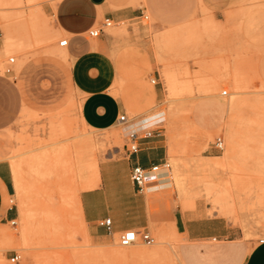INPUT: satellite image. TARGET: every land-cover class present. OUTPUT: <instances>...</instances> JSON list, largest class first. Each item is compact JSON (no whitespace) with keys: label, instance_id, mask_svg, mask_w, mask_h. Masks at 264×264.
<instances>
[{"label":"rangeland","instance_id":"obj_1","mask_svg":"<svg viewBox=\"0 0 264 264\" xmlns=\"http://www.w3.org/2000/svg\"><path fill=\"white\" fill-rule=\"evenodd\" d=\"M57 1L0 0V161L11 170L15 195L5 199L17 215L15 224L0 216V264H245L264 238V0H183L159 29L149 10L144 28L121 22L129 38L115 90L128 123L106 130L82 121L72 58L61 52L68 50L60 44L68 37L44 8ZM9 34L22 46L7 51ZM158 113L161 120L147 130L162 132L170 169L183 172L191 200L183 204L177 183L145 189L153 244L141 240L130 249L120 244L121 232L92 236L79 209L82 179L91 172L80 161L121 160L130 146L127 125ZM232 128L240 150L226 161ZM137 131L143 136L146 130ZM218 136L223 150L214 147ZM226 183L233 184L234 199L221 196ZM169 207L176 222L185 210L219 215L232 235L188 239L174 232ZM158 248L164 253H155ZM131 250L142 253L124 259L121 254Z\"/></svg>","mask_w":264,"mask_h":264},{"label":"crops","instance_id":"obj_2","mask_svg":"<svg viewBox=\"0 0 264 264\" xmlns=\"http://www.w3.org/2000/svg\"><path fill=\"white\" fill-rule=\"evenodd\" d=\"M212 5H220L221 0H210ZM184 7L183 0H58L55 6L45 5V12L51 14L55 25L68 38V52L72 58L71 76L78 92L83 96L81 116L89 127L106 130L120 123V117L127 115L123 100L116 94V80L123 77L119 64L124 62V49L128 45V35L122 32L121 22L138 23L142 12L149 10L159 29L163 20L171 14V8ZM146 13V12H145ZM182 14V13H179ZM185 16V15H184ZM106 18L112 19L117 26L114 32L91 36L90 30L102 25ZM149 26L146 27V29ZM130 32L134 27L129 28ZM161 117L156 116L154 123L135 122L127 125L126 133L147 130L157 124ZM144 120V119H143ZM141 120V121H143ZM128 123V121L126 122ZM130 125H133L130 127ZM129 126V127H128ZM162 132L152 131L150 136L139 137L140 149L131 153L129 146L121 160L108 159L100 163L98 185L83 189L80 193L82 212L92 236H114L128 229H147L148 199L132 179L135 165L150 168L167 159V148ZM100 185V186H99ZM151 184L149 183V186ZM148 186V188H149ZM124 189V196L118 190ZM149 190V189H148ZM157 190V189H155ZM153 191V190H149ZM15 195V184L7 161H0V216L2 219L16 220L14 205H8L6 196ZM112 219V232L100 221ZM180 225L183 229H180ZM177 227L191 240L220 239L230 237L231 226L219 216H209L203 210L182 211L177 218ZM264 239V238H262ZM255 242L245 264H264V241ZM184 258V256H183Z\"/></svg>","mask_w":264,"mask_h":264},{"label":"bare ground","instance_id":"obj_3","mask_svg":"<svg viewBox=\"0 0 264 264\" xmlns=\"http://www.w3.org/2000/svg\"><path fill=\"white\" fill-rule=\"evenodd\" d=\"M2 17L9 21V16L7 14H3ZM173 33V32H172ZM171 34V33H170ZM166 35V34H165ZM62 41V40H61ZM22 46V43L21 42H18L14 39L13 35L12 34H9L7 35L6 37V40H5V49L7 51H13L15 48H19ZM66 47H64L63 49H61V52H63L65 55H68L69 56V53L67 51V48L65 49ZM1 67V66H0ZM6 67V66H5ZM1 72V71H0ZM172 80H174L173 76H171ZM169 81V80H168ZM171 81V80H170ZM169 81V82H170ZM175 83L174 81H171V83ZM172 83V85H173ZM174 87V86H173ZM171 87V88H173ZM156 116H159V117H162V114L161 113H158V114H155V115H150L148 118H144L137 121V122H146V125H149V124H152L154 123V120L156 118ZM82 117V116H81ZM161 119V118H160ZM82 121L83 123L87 125V123H85L83 117H82ZM133 126V125H130V127ZM89 127V126H88ZM129 127V126H128ZM92 128V127H90ZM137 128L133 129V130H136ZM112 133V132H111ZM117 134V133H116ZM108 137V135H107ZM239 149V146H238V142H237V137H236V133H235V130L232 128L231 129V132H230V143H229V146L227 148V151H226V154H225V159L226 161H229L230 159H232L233 157L236 156L237 152H238ZM233 160V159H232ZM82 162L84 165H86L88 167V169L90 170V174L85 177L84 179H82V183H83V188L86 189V188H91V187H94L95 185H98L99 183V180L101 179L100 178V166H99V161H97L95 158L90 160V161H80ZM203 164H199L197 165V167H202ZM227 165V164H226ZM148 180L150 181V186H149V190H155V189H159V188H165V187H169L171 186V184L173 185V183H177V187L180 191V196H181V200L183 202V204L185 205H188L187 203L191 200V192H189V189L187 187V184H186V181H185V178L183 177V172L181 170H179L177 167H175L174 169H163L161 170L160 172L158 173H150L148 175ZM239 179V178H238ZM175 180V181H174ZM234 181H236V179H234ZM232 182V181H231ZM233 183V182H232ZM228 184L226 183L221 191V196L224 197V199H234L233 197V190L232 188L233 187V184ZM237 183V182H236ZM240 183V182H239ZM100 186V185H99ZM82 188V187H81ZM250 188V187H249ZM215 189V188H214ZM217 189V188H216ZM239 190H241V188H239ZM256 190V189H255ZM211 191V190H210ZM198 193V192H197ZM240 195V194H239ZM64 197V196H63ZM240 197V196H239ZM245 197V195H244ZM193 199V198H192ZM195 200V199H194ZM232 201V200H231ZM246 201V200H245ZM248 202V201H247ZM245 203V202H244ZM193 204V202H192ZM247 204V203H246ZM249 204V203H248ZM25 208V207H24ZM79 209H80V212L82 214V219H83V222L86 223V220L84 218V215L82 212V206H81V200L79 201ZM165 209V208H164ZM223 210L225 211V209L223 208ZM234 210V209H233ZM231 211V210H230ZM165 212V211H164ZM163 212V214H164ZM235 212V211H234ZM262 212V211H260ZM243 213V212H242ZM258 213V212H257ZM165 214H168V221L171 223L170 225L172 226L174 232H178V228H177V222H176V219L173 217V215H171V208L169 207ZM25 215V214H24ZM158 215V214H156ZM27 216V215H26ZM159 216V215H158ZM213 216V215H212ZM219 216V215H218ZM222 216V215H220ZM49 217H50V222H51V225L54 227V229L56 230H59L60 229V221L59 219H57V216L55 215V212L54 211H51L49 212ZM60 217V216H59ZM61 218V217H60ZM158 220L160 217H156ZM155 218V219H156ZM30 219V218H29ZM152 219H154V217H152ZM232 219V218H231ZM62 220V219H61ZM162 220V219H161ZM165 221V220H164ZM25 222V221H24ZM163 222V221H162ZM62 223V222H61ZM257 224V223H256ZM23 225V224H22ZM25 225V224H24ZM162 225V224H161ZM160 225V226H161ZM166 225V224H165ZM51 226V227H52ZM164 225H162L163 227ZM26 227H29L26 226ZM160 227V228H162ZM168 227V226H166ZM165 228V227H163ZM169 228V227H168ZM171 228V229H172ZM31 229V228H30ZM53 229V228H52ZM51 229V230H52ZM155 229V228H154ZM158 230V228H157ZM31 231V230H30ZM162 231H164L162 229ZM166 231V230H165ZM53 232V231H52ZM172 233V232H171ZM170 233V234H171ZM23 234H26V232H23ZM164 234V233H163ZM133 245V244H132ZM131 246V245H130ZM129 246V248H130ZM116 247V246H115ZM128 247V246H126ZM113 248V247H112ZM153 248V247H152ZM109 249V248H108ZM131 249V248H130ZM149 249V248H148ZM123 250V249H122ZM141 250V249H140ZM132 251L130 253H127V252H123L121 255L124 259H128L130 254L131 255H137V254H141L142 252L141 251ZM114 251V250H113ZM155 253H164V250L162 248H158ZM28 254V253H27ZM112 254V252L110 253V255ZM29 255L31 256V258L33 257V255L29 252ZM28 255V256H29ZM119 255V254H118Z\"/></svg>","mask_w":264,"mask_h":264},{"label":"built area","instance_id":"obj_4","mask_svg":"<svg viewBox=\"0 0 264 264\" xmlns=\"http://www.w3.org/2000/svg\"><path fill=\"white\" fill-rule=\"evenodd\" d=\"M142 16L145 18H148L149 16L145 13L142 12ZM114 21L110 18H106L104 22L102 23L101 26L93 28L90 30V35L91 36H99L101 32L104 30L105 26H111ZM1 28H0V34H1ZM60 44L62 46H67L68 45V39H63ZM14 58H11V62H14ZM12 69L11 67L7 68V72H11ZM153 82H156V80H153ZM227 91L225 90V94ZM128 121L127 115L124 114L120 117V123H126ZM128 138H129V151L131 153L138 152L140 149L139 145V133L138 131H130L126 133ZM145 134L147 136H150L152 134V130H146ZM214 147L218 150H223L225 148V142L222 136H218L214 142ZM171 164L169 163L168 160H164L163 162L159 164H155L151 166L150 168H146L141 165H135L132 169V179L135 182V184L138 186L140 190H144L148 188L150 181L148 180V175L150 173H158L163 169H170ZM12 222L15 224L16 220H12ZM101 226H105L109 232H112V219L111 218H106L101 220L100 222ZM144 241L147 242L148 244H153L155 243V237L152 235V233L148 229H143V230H136V229H128L124 231L120 235V244L123 246H130L132 244H135L139 241ZM261 241H264L262 239ZM20 255L16 254L12 259L13 261L19 260Z\"/></svg>","mask_w":264,"mask_h":264}]
</instances>
